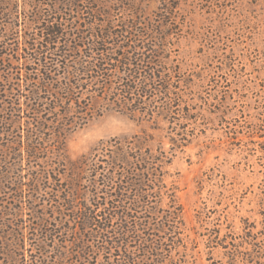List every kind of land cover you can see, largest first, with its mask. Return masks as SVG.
I'll use <instances>...</instances> for the list:
<instances>
[{
	"label": "trees",
	"instance_id": "obj_1",
	"mask_svg": "<svg viewBox=\"0 0 264 264\" xmlns=\"http://www.w3.org/2000/svg\"><path fill=\"white\" fill-rule=\"evenodd\" d=\"M158 1L150 19L148 0H0L7 114L0 122V216L39 220L31 240L37 251L59 246L66 260L75 253L100 264H180L174 252L185 241L183 207L165 168L173 149L191 143L194 105L181 93L185 82L175 79L181 68L171 56L179 0ZM20 9L27 10L23 19ZM22 25L32 31L24 35V57ZM108 110L166 120L173 148L114 139L70 162L67 134ZM2 197L21 206L9 211ZM48 207L54 223L45 218ZM262 241L226 253L236 264L243 257L261 264ZM23 246L24 239L11 244Z\"/></svg>",
	"mask_w": 264,
	"mask_h": 264
},
{
	"label": "rangeland",
	"instance_id": "obj_2",
	"mask_svg": "<svg viewBox=\"0 0 264 264\" xmlns=\"http://www.w3.org/2000/svg\"><path fill=\"white\" fill-rule=\"evenodd\" d=\"M160 5L148 0L145 15L154 19ZM20 10L23 19L27 10ZM176 20L180 30L171 39V56L181 68L175 79L185 82L181 93L194 105L191 143L171 151L166 120L108 110L67 134V157L78 162L114 139L147 140L154 150L162 146L173 152L166 182L177 190L185 221L184 245L175 258L180 264H236L227 250L264 235V0H179ZM21 30L24 57L29 44L24 35L31 30L24 25ZM2 89L0 84L1 99ZM3 104L0 100V122L7 116ZM7 198L2 200L9 211L21 206ZM46 214L47 222L54 223L49 207ZM39 223L26 215L0 216V264H100L75 253L66 260L59 246L37 251L31 240ZM20 239L23 248L13 249ZM259 247L264 252L263 241ZM237 264H255V259L243 257Z\"/></svg>",
	"mask_w": 264,
	"mask_h": 264
}]
</instances>
